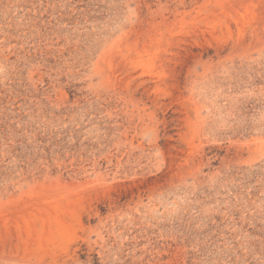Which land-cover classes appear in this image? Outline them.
<instances>
[{
  "label": "rangeland",
  "instance_id": "rangeland-1",
  "mask_svg": "<svg viewBox=\"0 0 264 264\" xmlns=\"http://www.w3.org/2000/svg\"><path fill=\"white\" fill-rule=\"evenodd\" d=\"M0 264H264V0H0Z\"/></svg>",
  "mask_w": 264,
  "mask_h": 264
}]
</instances>
